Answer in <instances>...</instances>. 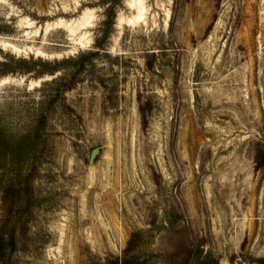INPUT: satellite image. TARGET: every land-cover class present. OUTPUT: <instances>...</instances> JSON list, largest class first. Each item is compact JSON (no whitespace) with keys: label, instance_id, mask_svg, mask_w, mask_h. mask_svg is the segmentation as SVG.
I'll return each instance as SVG.
<instances>
[{"label":"rangeland","instance_id":"1","mask_svg":"<svg viewBox=\"0 0 264 264\" xmlns=\"http://www.w3.org/2000/svg\"><path fill=\"white\" fill-rule=\"evenodd\" d=\"M259 153L264 0H0V264H257Z\"/></svg>","mask_w":264,"mask_h":264},{"label":"trees","instance_id":"2","mask_svg":"<svg viewBox=\"0 0 264 264\" xmlns=\"http://www.w3.org/2000/svg\"><path fill=\"white\" fill-rule=\"evenodd\" d=\"M109 16L110 17L107 21L108 27L106 28L105 34H104L105 37H107V35L109 33V28L111 26H113V24H114L115 10L113 8H110ZM101 44H103V43L100 42L99 45H101ZM93 54H94V52H88V53L82 54L78 59L77 58L76 59L70 58V59L77 61V63L80 66L78 69V71H79L84 66L86 60ZM55 71L56 70L51 71V72L53 73ZM71 86H72V84H68L67 88H69ZM143 113L145 114L144 108H143ZM261 153H259L256 157L258 167H261L264 164V153L263 154H261ZM26 191L29 194L30 189L27 188ZM20 193H21V190L19 187H17V186L13 187V189L11 191V195H10V197H12L13 199L11 198L10 199L11 203H9L10 212L7 214V216L5 218H3L2 223L0 225V255H1V257H3L5 255L6 248L8 246L10 247L11 251H14L16 249V246H17L16 228L15 227L9 228V226L12 225L13 217L15 215L14 214L15 213L14 208L16 207V202L18 203V201L21 197ZM6 196H7V194H6ZM170 223H171V225L174 224L175 218H171ZM138 237H139L138 232L133 233L125 251L121 255H117V256H114L112 258H109L107 260L106 264H150V257L142 256L140 254V252L135 248L136 239ZM200 246H198L196 248V251H195V248L190 245V249L188 250L190 252L189 253V258H191L190 261H197V260L201 259L202 264H219L218 258H216L214 255H212L210 253H203V250L201 249ZM197 250H198V252H197ZM256 261H257V264H264V257L257 259Z\"/></svg>","mask_w":264,"mask_h":264},{"label":"water","instance_id":"3","mask_svg":"<svg viewBox=\"0 0 264 264\" xmlns=\"http://www.w3.org/2000/svg\"><path fill=\"white\" fill-rule=\"evenodd\" d=\"M101 149V146H98L96 147L93 151H92V154H91V160H94L97 152H99V150Z\"/></svg>","mask_w":264,"mask_h":264}]
</instances>
